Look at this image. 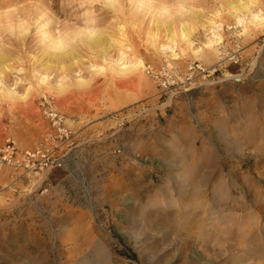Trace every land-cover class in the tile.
Returning a JSON list of instances; mask_svg holds the SVG:
<instances>
[{
    "label": "rangeland",
    "instance_id": "rangeland-1",
    "mask_svg": "<svg viewBox=\"0 0 264 264\" xmlns=\"http://www.w3.org/2000/svg\"><path fill=\"white\" fill-rule=\"evenodd\" d=\"M0 53V264H264V0H0Z\"/></svg>",
    "mask_w": 264,
    "mask_h": 264
},
{
    "label": "built area",
    "instance_id": "built-area-1",
    "mask_svg": "<svg viewBox=\"0 0 264 264\" xmlns=\"http://www.w3.org/2000/svg\"><path fill=\"white\" fill-rule=\"evenodd\" d=\"M231 60H233L234 63L237 62V59H235L234 56L231 57ZM168 67L169 66H167V69L166 67H162V73L168 71ZM187 70L188 72L186 73V76L188 79L191 78L194 73L205 76L206 74H209L208 70L204 69L199 64H191L188 66ZM214 71L215 70L213 69L211 73ZM173 83V80L166 81L165 83L163 82L164 85L167 84L168 86ZM40 105L43 109V114L49 119L51 125L55 127L58 136L67 138L70 135V131L64 127L62 117L52 109H47L45 107V102L40 103ZM45 158V155L40 150H20L15 143L9 139H7L5 144L0 147V168L8 167L13 170L20 169L22 171H31L36 169V167H38V169H43V167L46 166V163H44Z\"/></svg>",
    "mask_w": 264,
    "mask_h": 264
},
{
    "label": "bare ground",
    "instance_id": "bare-ground-1",
    "mask_svg": "<svg viewBox=\"0 0 264 264\" xmlns=\"http://www.w3.org/2000/svg\"><path fill=\"white\" fill-rule=\"evenodd\" d=\"M81 7H83V5H81ZM252 18H253L254 20L258 19V17H257L256 15H253ZM172 42H173V41H172ZM61 44H62V43H59L58 41L54 42V46H57V47H59ZM171 51H172V50H171ZM171 57H172V58L177 57V53L172 52ZM2 58H3V55H2V53H0V59H2ZM112 63L114 64V62H112ZM124 66H125V64H120L118 67H121V69H122ZM132 68H133V70H138V69H140V68H143V64H142L141 62H137V63H135L134 65H132ZM44 80H45V79L42 78L40 81H41V82H44Z\"/></svg>",
    "mask_w": 264,
    "mask_h": 264
}]
</instances>
